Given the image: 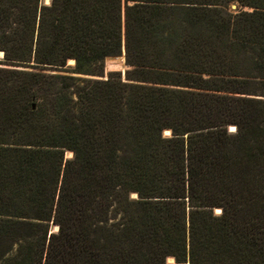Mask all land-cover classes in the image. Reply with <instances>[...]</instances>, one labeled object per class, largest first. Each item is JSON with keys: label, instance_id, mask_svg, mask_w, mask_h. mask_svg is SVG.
I'll return each mask as SVG.
<instances>
[{"label": "trees", "instance_id": "16d2710c", "mask_svg": "<svg viewBox=\"0 0 264 264\" xmlns=\"http://www.w3.org/2000/svg\"><path fill=\"white\" fill-rule=\"evenodd\" d=\"M1 53L0 264H264V0H0Z\"/></svg>", "mask_w": 264, "mask_h": 264}, {"label": "rangeland", "instance_id": "374dc122", "mask_svg": "<svg viewBox=\"0 0 264 264\" xmlns=\"http://www.w3.org/2000/svg\"><path fill=\"white\" fill-rule=\"evenodd\" d=\"M42 1L44 3L48 2V0H42ZM232 4H234V6H232ZM232 4L230 5V8L235 9L236 4L235 3H232ZM1 58H2V53L0 54V59ZM68 60L66 61V64L62 67L46 69L45 70L46 74L54 75V77L57 78V80H59V81L61 80V77L68 76V75L84 76V77H98L97 75L74 72L72 69L73 65H74V60L72 59V62H70ZM123 61L124 60H123L122 55L111 57V58H106L104 60V75H106L108 70H120L121 73L123 74L124 70L127 68V65L125 63H123ZM70 81L71 80H67V82H70ZM229 129H233V126L232 125L229 126ZM164 134H166V133L164 132ZM71 156H72V152L70 150H65L64 157L69 158ZM215 212H218V209H215ZM56 227L57 226H55V225H51V230H56L57 229ZM168 260L170 261L171 259L169 258Z\"/></svg>", "mask_w": 264, "mask_h": 264}, {"label": "water", "instance_id": "95a60500", "mask_svg": "<svg viewBox=\"0 0 264 264\" xmlns=\"http://www.w3.org/2000/svg\"><path fill=\"white\" fill-rule=\"evenodd\" d=\"M232 6H234V4H232ZM167 134V133H166ZM57 228V227H56Z\"/></svg>", "mask_w": 264, "mask_h": 264}]
</instances>
